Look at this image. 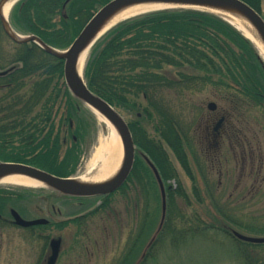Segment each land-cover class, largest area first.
<instances>
[{"label": "trees", "instance_id": "trees-1", "mask_svg": "<svg viewBox=\"0 0 264 264\" xmlns=\"http://www.w3.org/2000/svg\"><path fill=\"white\" fill-rule=\"evenodd\" d=\"M108 1L17 0L9 11L8 21L15 32L34 35L53 48L64 50ZM243 1L264 20L261 0ZM1 71L5 73L0 74V161L31 165L59 177L74 176L90 127L87 121L95 116L68 91L63 80V61L34 43L14 44L10 53L0 54ZM82 78L90 91L114 109L134 116L127 125L138 150L154 164L163 184L167 178L176 183V187L165 188L166 203L171 194H176L186 207L191 206L189 196L175 171L170 173L168 156L162 147L169 146L187 167L189 159L184 148H191L192 141H188L186 130L181 129L170 95L179 97L209 90L226 103L229 115L242 114L244 103L264 112L262 58L236 29L218 16L197 9H161L120 21L90 47ZM192 138L194 142L195 136ZM211 159L216 163L218 157L213 153ZM199 177L202 184L196 187V177L188 173L192 193L198 202L208 199L214 205L212 184L205 179L207 174ZM152 190L158 192L161 200L151 169L136 153L131 172L115 192L85 198L94 199L85 209L94 205L95 199H104L87 217L112 213L115 216L112 212L115 200L111 198L115 193L140 200ZM35 192L31 188L0 186V233L4 228L16 226L10 210L21 216L18 203L30 201ZM144 208L143 205L144 214L139 217L142 227L137 238L141 234L146 240L143 236L139 247L133 241L129 254L117 259L115 264H144L154 256V246L160 238L178 233L179 239H185L214 227L202 222L198 214L189 218L181 209L176 223L167 210L162 222L161 213L157 222L153 218L148 221L151 211L145 212ZM71 221L25 229L36 228L42 234L49 227L62 230ZM215 229L228 234L222 227ZM228 236L236 242L253 245Z\"/></svg>", "mask_w": 264, "mask_h": 264}, {"label": "rangeland", "instance_id": "rangeland-1", "mask_svg": "<svg viewBox=\"0 0 264 264\" xmlns=\"http://www.w3.org/2000/svg\"><path fill=\"white\" fill-rule=\"evenodd\" d=\"M261 13L264 15V0H261ZM6 18H8V14ZM3 41L4 45L7 43V47L11 46L6 40ZM89 52L90 49L88 55ZM3 53L6 52H0V54ZM215 95L209 90L179 97L170 95L172 108L178 113L177 116L182 124L181 129L186 130L188 141H192L191 148H184V153L186 156L188 155L189 159L187 167L177 159L169 146L166 144L162 146L168 156L170 173L175 171V176L180 180L191 202V206L186 207V203L179 196L171 194L167 203L165 198V213L167 210L175 223L179 209L184 210L189 218H195V214H198L202 218V222L206 224L209 222L214 226V229L206 227L208 229L204 233H194L185 239H179L178 233H176L177 235L174 233L168 238H160L154 246V256L144 264H264V244L258 246L239 243L226 233L215 229L226 226L247 236L264 237V231L258 232L246 228L256 227V216L254 217L251 209L242 205L247 199L243 202L241 200L242 191H253V188L250 187V180L243 183L245 176L258 166H261V174H264V112L244 103L245 109L242 114L234 117V114L226 113V103ZM209 102L216 104L215 111L211 113L206 107ZM116 111L126 123L129 119H135L132 115ZM221 114L227 115L226 128L231 139L228 143L227 141L223 143L222 151L225 154L223 163L221 165L218 163L219 166L215 165L212 169V165L210 166L206 161L209 156L206 149L209 150L211 147L204 141L201 134H203L206 125L216 121ZM87 122L90 127H88V133L82 144V154L74 175L76 177L85 172L87 160L97 146L99 138L105 132L103 124L96 118ZM181 129H178L179 132ZM197 133L201 145H196L195 150L192 137ZM132 141L135 154L139 153L142 157H146L142 151L138 150L134 137H132ZM242 143L254 152L252 162L246 161V163L237 155V146ZM257 155H260L258 159ZM190 172L196 177V187L202 184L199 175L206 176L207 174L208 178L205 179L212 184L214 205L210 204L208 199L202 200V202L196 200L197 197L192 193L194 189L188 178ZM163 185L164 189L176 187V183L169 178L164 181ZM0 186L8 188L18 185L0 184ZM31 188L36 190V196L28 202L18 203V208L20 207L22 212L21 217L25 219L42 217L56 223L65 220L78 209L71 199L61 197V194L51 189L46 187ZM191 188L192 191H190ZM244 188L246 189L243 190ZM121 197L120 193L112 196V199L115 200L114 204L112 203L114 208L112 212H115V216L112 213L104 217L96 215L88 220L84 218V225L81 228L75 227L71 223L62 230L49 227L44 232L42 231V234L41 230L36 228L25 229L16 226L4 228L0 233V264H45L49 254L48 241L51 238H60L61 240L60 252L55 264H115L117 259L125 258V255L129 254L128 250L133 241L137 246L138 244L140 246L141 241L139 240L144 235L141 237L140 234L138 238L137 235L141 232L142 225L139 217L144 213L141 212L143 205L145 212L151 211L148 221L153 218L157 222L161 213V200L155 190L150 191L146 198L140 200L134 199V197L130 199L129 196ZM216 212L222 214L218 215ZM211 219L214 221H210ZM46 234H50L48 239H45Z\"/></svg>", "mask_w": 264, "mask_h": 264}, {"label": "water", "instance_id": "water-1", "mask_svg": "<svg viewBox=\"0 0 264 264\" xmlns=\"http://www.w3.org/2000/svg\"><path fill=\"white\" fill-rule=\"evenodd\" d=\"M7 1L9 0H0V24L4 33L14 43L24 44L32 42L38 45L47 54L62 60L63 80L68 91L74 98L79 100L92 113L93 111H95L103 115L106 119H108L116 130V134L121 143L122 160L117 172L109 180L97 184H87L78 182L76 180V176H55L44 170L23 163L0 161V178L7 175H20L35 180L38 183H42L43 187L56 191L59 194L65 196L89 197L110 194L117 190L124 183L133 164L135 150L128 125L126 124L122 116L110 104H108L107 101L90 91L86 86L82 75L78 76V74L76 73V63L79 54L88 45L95 42V40L98 38L96 37V34L104 23V21L109 18L112 14H114L117 10L132 4L160 2L184 5L176 7L181 9L189 8L200 10L197 7H207L212 9L236 12L254 27L258 37L260 38V41L264 45V20L257 10L252 8L243 0H109L90 17V19L84 24L78 35L74 38V40L65 50H57L45 44L34 35L21 36L15 33L8 24L7 19L1 14L2 6ZM13 1L15 2L17 0ZM67 1L68 0H66V2ZM241 35L243 36V34ZM3 73L5 72H2L0 74ZM206 107L209 110H214L215 104L213 102H209ZM143 158L151 169L159 187L161 197L162 222L165 215L164 186L153 163L147 157ZM10 215L12 217L13 223L19 227L25 228L47 223V219L45 218L24 219L14 209L10 210ZM227 232L232 237L240 241H244L251 244L264 243V237L246 236L233 230ZM59 248L60 239H50V252L45 264H55L59 253Z\"/></svg>", "mask_w": 264, "mask_h": 264}, {"label": "bare ground", "instance_id": "bare-ground-1", "mask_svg": "<svg viewBox=\"0 0 264 264\" xmlns=\"http://www.w3.org/2000/svg\"><path fill=\"white\" fill-rule=\"evenodd\" d=\"M13 3V0H9L4 3L1 9V14L3 17H6ZM180 6L184 5L173 3L146 2L125 6L117 10L114 14H112L104 21V23L98 30L96 37L99 38L115 24L132 16H136L138 14L149 11L161 10L166 8H176ZM197 8L204 12L218 16L224 22L236 29L240 34H243V36L251 42V45L253 46L257 54L260 55V57L264 61V45L260 41V38L258 37L254 27L242 16H240L236 12L225 10H218L207 7ZM92 44L88 45L84 50H82V52L78 56L76 63V73L78 74V76L82 75V70L88 56V51ZM93 114L95 115V118L103 124L105 132L99 138L97 146L91 152L85 165V172L81 176L76 178L78 182L87 184H97L109 180L117 172L122 160L121 143L113 125L100 113L93 111ZM0 184H14L18 186H24L26 188L43 187L42 183H38L35 180L20 175H7L1 177Z\"/></svg>", "mask_w": 264, "mask_h": 264}, {"label": "flooded vegetation", "instance_id": "flooded-vegetation-1", "mask_svg": "<svg viewBox=\"0 0 264 264\" xmlns=\"http://www.w3.org/2000/svg\"><path fill=\"white\" fill-rule=\"evenodd\" d=\"M0 31H1L0 34L2 33L0 35V52L10 53L14 47V44H16V45H18V44L14 43L11 39H9V37L4 33V31L1 27V24H0ZM3 40H6L11 46L7 47L8 46L7 43L4 45ZM215 109H216V106H215L214 110L210 111V113L215 111ZM226 123H227V116L225 114H221L217 118L216 121H213V122L209 123L208 125H206V127L204 128L203 134H201L203 136L204 141L206 143H208L209 146L211 147V149H209V150L206 149L209 152V154H208L209 156H207L208 160L206 158V161L210 164V166L212 165V169L215 167V165L219 166V164L221 165L223 163L224 158H225V154L222 151V146H223V143L225 141H227V143H228L229 139H231V136H229V134L227 132ZM196 138H197V140L194 141L195 150H196V145L197 146L201 145V143L199 141L200 138H199L198 133L195 136V139ZM212 146L213 147L215 146V148H212ZM237 150H238L237 155H239V157L241 159H243L244 162H246V161L252 162L253 161V156H254L253 153L254 152H252L251 149H248L245 144L244 145H243V143L239 144L237 146ZM213 153L218 157L216 163H212L211 157H212ZM259 156L260 155L256 156L257 159ZM260 168H261V166L254 168L251 173H249L248 175L245 176V180L243 181V183L246 182V180H250L251 181L250 187L253 188V191H242V197H241L242 202L245 199H247L246 202L242 203V205L244 207L247 206L249 209H251V212L254 213V217L256 216V220H255L256 221L255 222L256 227H253V228L252 227H246V228H249L250 230H255L258 232L264 231V174H261ZM131 169H132V167H131ZM130 172H131V170H130ZM245 189L246 188H244L243 190H245ZM64 197H66V199H71L72 203L75 204L78 208L77 211H75L73 214H71V216L65 218V220H69V221L72 220V221L66 223L64 227H66V226H68V224L72 223V224H74L75 227L81 228V226L84 225V222H83L84 218H86V220L89 219V217H87V213L90 210H92L93 208L101 205L103 203V200H104L103 198L95 199L94 205L85 209V206L87 204H90L89 202L93 201L94 199L88 200V199H85L86 197H74V196H64ZM90 197H93V196H90ZM113 211H114V208H113ZM49 222H52V220L47 219L46 224H48ZM224 229L229 230V231L233 230V229H230L229 227H226V226L224 227ZM263 244L264 243L257 244V245L262 246ZM60 245H61V240H60Z\"/></svg>", "mask_w": 264, "mask_h": 264}]
</instances>
